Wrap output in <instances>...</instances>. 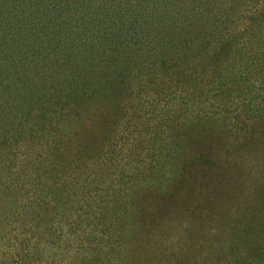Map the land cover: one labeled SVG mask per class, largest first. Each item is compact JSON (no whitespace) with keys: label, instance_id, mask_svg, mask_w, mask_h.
<instances>
[{"label":"trees","instance_id":"trees-1","mask_svg":"<svg viewBox=\"0 0 264 264\" xmlns=\"http://www.w3.org/2000/svg\"><path fill=\"white\" fill-rule=\"evenodd\" d=\"M129 1L128 17L125 0H0V264H264V105L245 104L248 127L178 111L145 145L74 126L86 97L124 94L172 43L194 54L192 30L153 40V17L192 27L212 6Z\"/></svg>","mask_w":264,"mask_h":264},{"label":"rangeland","instance_id":"rangeland-1","mask_svg":"<svg viewBox=\"0 0 264 264\" xmlns=\"http://www.w3.org/2000/svg\"><path fill=\"white\" fill-rule=\"evenodd\" d=\"M209 1L212 6L207 19L197 24L194 21L199 18H196L192 27L183 26L191 20H182L181 27L165 20L169 27L161 29L157 27L158 18H152V26L158 29L153 33V40H172L173 31L181 28L175 39L180 44L185 30H192L194 43L188 45L194 54L189 53L190 58L181 55L179 48L172 43L163 56L165 65L157 64L150 58L144 62L145 69L153 68L150 73L134 72L118 82L124 94H117L115 98L86 97L84 101H87L88 108L85 112L81 109L75 111L74 126L82 125L83 129L87 127L102 133L101 129L107 125L105 138H108L109 128H113L114 123L117 133L114 142L122 146L130 138H134V144L142 145L150 144L149 141L155 137L163 140L170 131L167 122L178 111L185 110L189 116L199 112L203 117L214 118L212 120L230 117L238 127L248 122L244 118L250 119L253 110L245 104L264 105V0ZM140 5L136 13L146 8ZM129 6L126 5L124 10L128 17L134 14ZM163 7V0H151L147 8L153 12ZM188 75L200 82L196 93L188 94L186 83L182 80ZM56 108V114L73 112L70 108L62 112L60 104H56ZM262 110L256 109L254 120L258 119ZM250 124L251 121L247 127ZM123 156L126 154L114 161L126 162L128 159L121 158ZM53 190L50 197L57 194L63 201H70L66 188L56 187Z\"/></svg>","mask_w":264,"mask_h":264}]
</instances>
